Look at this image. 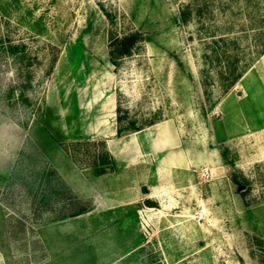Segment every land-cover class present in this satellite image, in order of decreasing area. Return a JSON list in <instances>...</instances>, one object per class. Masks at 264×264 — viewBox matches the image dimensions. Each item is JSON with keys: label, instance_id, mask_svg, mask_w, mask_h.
Returning a JSON list of instances; mask_svg holds the SVG:
<instances>
[{"label": "rangeland", "instance_id": "rangeland-1", "mask_svg": "<svg viewBox=\"0 0 264 264\" xmlns=\"http://www.w3.org/2000/svg\"><path fill=\"white\" fill-rule=\"evenodd\" d=\"M110 31L142 34L117 66ZM254 33H264V0H0V200L12 239H0V264L46 261L40 242L22 237L65 215L72 195L54 170L70 156L62 143H106L74 133L85 105L94 117L107 105L110 117L112 95L124 126L174 120L192 160L183 203L139 204L142 247L132 263L264 264V54L227 93L217 74L227 61L246 65ZM10 44L25 48L13 57ZM222 49L229 60L219 58ZM55 107L74 123L64 129ZM104 120V130L116 128L117 110ZM77 150L84 159L85 150L102 149ZM80 232L54 264H104L107 241L95 238L84 253Z\"/></svg>", "mask_w": 264, "mask_h": 264}, {"label": "crops", "instance_id": "crops-1", "mask_svg": "<svg viewBox=\"0 0 264 264\" xmlns=\"http://www.w3.org/2000/svg\"><path fill=\"white\" fill-rule=\"evenodd\" d=\"M109 100L112 107L110 117L105 114L108 113L107 105H104L106 110L102 115L95 117L85 105L80 128L74 135L104 138L115 162V169L95 176L88 169H80L64 153V164L54 170L72 195L63 208L65 215L34 228V236L27 233L22 237L40 242V249L47 255L44 264H54L56 257L65 254L61 245L65 244L64 248L67 249L68 243L80 231L84 253H87V247L95 238L98 241L103 239L109 245L107 251L101 253L104 264H134L131 259L142 247V234L136 233L137 214L141 213L139 204L144 205L145 200H151L156 201L154 203L157 206L167 203L174 206L185 201L183 193L188 191L192 160L176 122L162 120L140 131L118 137L117 127L108 129V132L104 130L109 125V122L106 123L108 120L104 119L114 117L117 110L113 106L116 97L112 95ZM58 110L62 115L63 128L66 129L74 123V118L71 114L69 119L66 110ZM79 200L89 204L80 208L77 203ZM4 208L0 200V239L11 244ZM96 221L99 226L95 228L93 223Z\"/></svg>", "mask_w": 264, "mask_h": 264}, {"label": "trees", "instance_id": "trees-1", "mask_svg": "<svg viewBox=\"0 0 264 264\" xmlns=\"http://www.w3.org/2000/svg\"><path fill=\"white\" fill-rule=\"evenodd\" d=\"M102 10H104L103 6L101 5ZM104 13L110 23H113V16L111 13L107 12L104 10ZM185 21L187 20V17L184 19ZM264 33H254L253 38H252V49H251V59H249L246 63V65H243L242 68L239 69H231L229 66L230 62L227 61V65L223 67L218 74V80L221 83L222 90L224 93H227L232 87L235 86V84L243 77V75L246 73L248 68L250 67L251 63L254 61L256 57H259L264 54ZM110 37V42H109V57H110V62L112 65L117 66L119 64V60L131 56L134 52V50L137 48L138 44L142 41V34L139 32H133L127 35H124L122 37H118L114 35L112 31H110L109 34ZM220 41H215L216 43L222 42V43H227L228 40L227 37H220ZM236 41L235 39H233ZM237 42V41H236ZM234 46L236 43L233 44ZM24 46L20 45H15V44H10L8 45L6 51L8 52L9 55L13 57L19 56L20 52L22 49H24ZM227 50L222 49L220 53L221 59L228 57L226 56ZM21 58V57H20ZM218 58V59H219ZM229 60V59H228ZM220 61V59H219ZM221 62V61H220ZM54 63V62H53ZM27 97L24 96L23 93H20L18 96V99L20 100H25ZM127 115H122V109L118 105L117 107V136L121 137L136 131H140L144 129L145 127H138L136 124L132 121L129 122L128 125H123V121L127 119ZM154 123H151L149 125H152ZM148 125V126H149ZM71 147L73 146L74 149H70L69 146H66L64 143H62L63 149L70 155V157L73 159V161L79 165V167L82 168H88L92 170V174L95 176H101L106 173L113 172L115 169V162L110 155V153L107 150L106 143L104 141H91V140H86V141H74ZM82 146H95V147H101L100 153L95 150L94 151H89L85 150L83 154L86 156L84 159H78L76 154H81L77 148ZM93 152V153H92ZM85 164V166H84ZM233 181L239 185H241V179L237 176H234ZM245 181V180H243Z\"/></svg>", "mask_w": 264, "mask_h": 264}, {"label": "built area", "instance_id": "built-area-1", "mask_svg": "<svg viewBox=\"0 0 264 264\" xmlns=\"http://www.w3.org/2000/svg\"><path fill=\"white\" fill-rule=\"evenodd\" d=\"M201 178L209 179L210 178V171L208 169H202L200 172Z\"/></svg>", "mask_w": 264, "mask_h": 264}, {"label": "water", "instance_id": "water-1", "mask_svg": "<svg viewBox=\"0 0 264 264\" xmlns=\"http://www.w3.org/2000/svg\"><path fill=\"white\" fill-rule=\"evenodd\" d=\"M144 205L149 208H156V203L152 202L151 200H145Z\"/></svg>", "mask_w": 264, "mask_h": 264}, {"label": "bare ground", "instance_id": "bare-ground-1", "mask_svg": "<svg viewBox=\"0 0 264 264\" xmlns=\"http://www.w3.org/2000/svg\"><path fill=\"white\" fill-rule=\"evenodd\" d=\"M109 101V103H110V100H108Z\"/></svg>", "mask_w": 264, "mask_h": 264}]
</instances>
